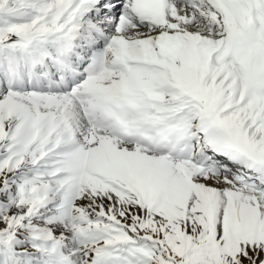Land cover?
Segmentation results:
<instances>
[{"label":"snow or ice","instance_id":"obj_1","mask_svg":"<svg viewBox=\"0 0 264 264\" xmlns=\"http://www.w3.org/2000/svg\"><path fill=\"white\" fill-rule=\"evenodd\" d=\"M0 264H264V0H0Z\"/></svg>","mask_w":264,"mask_h":264}]
</instances>
